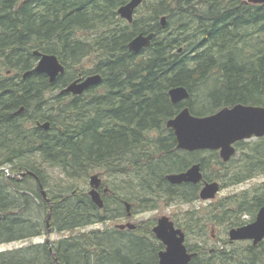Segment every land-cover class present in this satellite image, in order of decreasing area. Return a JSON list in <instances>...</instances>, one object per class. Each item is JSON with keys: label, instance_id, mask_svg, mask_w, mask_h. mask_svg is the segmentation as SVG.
Masks as SVG:
<instances>
[{"label": "trees", "instance_id": "obj_1", "mask_svg": "<svg viewBox=\"0 0 264 264\" xmlns=\"http://www.w3.org/2000/svg\"><path fill=\"white\" fill-rule=\"evenodd\" d=\"M128 1L0 0V168L12 166L8 172L0 171V238H25L35 230L37 222L29 218L31 198L21 191L32 181L42 201L37 218L42 213L48 217L51 211V226L58 232L125 215L128 199L114 185L104 182L115 194H102V209L82 189L95 172L104 177L115 173L132 177L145 207L162 194L172 200H197L199 184L178 186L166 175L185 170L195 161L201 162L207 180L226 174L223 169L208 176L207 157L190 161L188 155L203 151L179 149L167 121L185 106L196 115H207L238 103L264 105V4L156 0L149 6L151 17L128 22L118 13ZM162 14L168 16L164 28ZM141 32H157L151 47L139 53L130 51L129 42ZM35 50L56 54L65 64L64 74L55 82L44 73L32 72L24 78L36 67ZM86 58L94 68L66 78L67 68ZM92 73L102 74L103 82L82 95L60 92L48 100V91L61 90L79 75ZM178 85L191 93L186 102L171 100L169 90ZM202 85L206 86L205 101L198 109L191 98ZM21 107L24 111L18 112ZM37 121H50L51 128L45 130ZM155 132L160 136L152 137ZM257 141L250 151L243 148L231 182L264 172V137ZM244 142L237 143L238 151ZM204 152L224 167L238 153L224 162L218 151ZM47 167L61 170L62 176L52 186ZM27 170L34 171L46 189L50 187L51 203L43 197L35 177L12 174ZM259 194L251 197L244 192L241 208L249 210L245 204L256 210L263 206L264 186ZM16 210H21L20 215ZM196 213L186 214L182 226L188 234L204 235L207 228ZM213 213L217 220H224L234 211L221 204ZM29 227L34 228L29 231ZM126 231L92 229L78 237L72 234L60 240L59 246L53 243L54 253L49 244L41 243L29 255L24 251L10 257L0 253V264H118L135 258L150 263L154 255L149 242ZM260 258L264 259V253ZM251 260L249 264H261L256 255Z\"/></svg>", "mask_w": 264, "mask_h": 264}, {"label": "water", "instance_id": "obj_2", "mask_svg": "<svg viewBox=\"0 0 264 264\" xmlns=\"http://www.w3.org/2000/svg\"><path fill=\"white\" fill-rule=\"evenodd\" d=\"M142 2L143 0H129L118 9L120 16L132 22L135 10ZM244 3L264 4V0H244ZM166 22L167 16L163 15L161 24L166 25ZM155 34V32L139 33L129 42V50L139 53L143 49L151 47ZM34 54L39 57L37 65L33 70L27 71L24 74V78L32 72L44 73L49 76L51 83H53L60 75L64 74L66 66L58 55L41 50H35ZM102 82L103 76L100 73L81 76L72 80L62 92L82 95L89 88ZM169 95L173 103L186 102L191 97L189 89L184 85L172 87L169 90ZM23 111L24 107H21L18 112ZM38 126L49 130L51 122L38 121ZM167 127L174 129L178 148L188 151L219 150L223 160L229 161L236 153L235 143L237 141L264 136V105L238 103L207 115H196L189 106H185L175 117L167 121ZM26 175H31L37 179L43 196L51 202L40 177L34 171L27 170L21 173L20 178ZM167 179L174 184H182L184 182L198 184L204 182L200 190V197L203 200L215 199L221 190L219 181L205 180L200 162L193 163L184 171L169 173ZM102 182L103 179L100 173H94L90 176L91 189L89 194L93 202L100 208L105 205L104 198L99 191ZM126 205L127 209L130 210L131 203L126 202ZM129 214L131 215V212ZM51 217L50 212L47 217L48 243L51 242ZM116 226L120 229L127 227L136 228V224L132 222L120 223ZM154 232L166 245V249L160 252L159 264H188L195 255V253H190L187 249L185 232L181 228H177L174 221L168 216L164 215L159 218L157 225L154 227ZM230 238L232 240L254 239L255 244L263 240L264 205L259 209L255 221L232 228L230 230ZM134 264H142V262L139 261Z\"/></svg>", "mask_w": 264, "mask_h": 264}, {"label": "rangeland", "instance_id": "obj_3", "mask_svg": "<svg viewBox=\"0 0 264 264\" xmlns=\"http://www.w3.org/2000/svg\"><path fill=\"white\" fill-rule=\"evenodd\" d=\"M154 1L156 0H146L145 4L140 8L138 12L139 15L138 17L145 16L146 18H148V16L150 15L149 6ZM163 15L165 14H162L161 16ZM70 63L73 64L72 62ZM93 68L94 66L92 61L89 58H86L84 61H82V63L67 68L66 78H71L73 76H76V74L78 75L82 69L91 70ZM205 87H206L205 85L197 87L195 93L191 98L194 102V105L198 109L201 108L203 101H205L203 98L204 95L202 93L205 90ZM60 92H61L60 89L48 91V95H47L48 100L52 99ZM160 134H157L155 132L152 134V137L156 138L160 136ZM165 134H167V131H165ZM257 143H258L257 138L246 140L244 144L241 145V149H239L237 155L235 156V159L228 166L225 167L217 163V161H215L214 159V156L213 155L211 156L208 152L203 151L197 153L196 156L193 155L187 156L189 160L193 158L195 160L198 157H207L208 166L205 169V172L208 176L211 177L216 176L217 174L223 172L224 169L223 174L226 175H221L219 179L215 178V180L221 182L222 189L218 193L217 198L212 201H205L199 197L197 200L186 202L179 198L172 200L167 194L165 195L162 194L160 195L159 198H155V200L151 201L148 207H145L144 205H142V203H140V199H138L139 188L136 186V180H134L130 176L120 175L117 173L107 174L105 175V177L103 175L102 177L104 179V182L106 181L108 184H112L116 188H118V190H121V192H124L125 194L124 196L127 197L126 199H128L134 204L135 215H133L131 218L125 216L124 218L121 219H109L102 223H93L87 226L76 228L74 230L58 232L55 229H53L50 235L51 242H53L55 246H57L60 240L63 239L67 240L66 237L68 236L71 237L72 234L78 237L80 236L81 233L89 232L92 229H103L106 232H111L117 229L115 227L117 223L134 222L136 224L152 227L153 225H156L158 223L159 218L164 215L170 217V219L174 221L176 226H180L181 228H183L182 225L185 221V216H187L186 214H188L189 212L193 213L197 211L196 213L197 216L203 218V223L207 228V232L205 236L198 235V233H194V232L190 233L189 239H187L186 244H188L189 246H195L201 243L202 245H208L209 247L211 246L222 247L221 239H225L229 237L228 230H230L232 227L256 219L259 209L256 210L252 205H248V204H245V207H247L250 211L247 210L246 208L245 209L241 208V206L244 204L245 201V197L243 193L244 192L250 193L249 196L251 197L252 196L254 197L255 194H259V193L261 194L262 187L264 186V172L254 174L253 176L245 177L243 180L236 183L230 181V176L237 171L238 165L235 164L239 162L241 157L243 156L244 153L242 152L243 148L245 152L250 151L251 147L255 148ZM11 168H12L11 165H5L0 168V171L5 170L8 172L9 169ZM47 169L49 171V177L51 179L50 185L52 186L55 182L58 181V178L62 176L61 170L59 168H51V167H47ZM11 172L12 171H10V174ZM12 174L13 176L20 177V175H16L15 173ZM90 176L91 174L83 184L82 189L86 191H90L91 189ZM36 188L37 187L35 186V182L32 181L30 182V185L26 184L24 188L21 189V191H26L28 196L31 198L33 214L32 212H30V214H32V217L29 218L31 221H34L35 223L37 222V224L34 225L35 230L33 232H29L26 235H24L26 236L25 238H20V236H15V237L6 236L0 238V253L6 255L7 257L15 255L14 253H16V255H20V253L23 251L24 253H26V255L27 254L29 255V253H31V250L41 245L40 243L45 241V239L47 238L46 236L47 214L42 213L40 214V218H37L38 207L42 204V201L40 198L36 196L34 192ZM49 188L50 187H47V189ZM234 196L236 198L233 199ZM169 199H171V201H169ZM235 199L237 200V202H235ZM221 204L223 205L227 204V208L233 210L234 213L227 215V217L224 220H217L213 216L214 214L213 210L216 207V205H221ZM123 211L126 213L125 206ZM218 211L221 212L220 210ZM20 212L21 210H16L15 213L16 215H20ZM8 214H10V212ZM33 228L34 227H29L27 230L31 231ZM126 232L128 233L129 231ZM213 233L216 235L215 238L212 237ZM131 234H134V236H136V233H131ZM151 238L155 239L153 235H149L146 239L150 242V244H155V242ZM246 244L247 243L244 242V243H236L234 245L232 244L227 245L226 251L228 253V259L230 261H240L242 259L241 258L242 256H245L246 259H251L252 257L254 258V253H252L250 250L246 251V247H245ZM255 252L258 253L259 255L263 254L264 247L263 246L260 247Z\"/></svg>", "mask_w": 264, "mask_h": 264}, {"label": "flooded vegetation", "instance_id": "obj_4", "mask_svg": "<svg viewBox=\"0 0 264 264\" xmlns=\"http://www.w3.org/2000/svg\"><path fill=\"white\" fill-rule=\"evenodd\" d=\"M141 7L142 6L138 7L135 10V13H134V17L135 18L139 16L138 15V12H139V10H140ZM80 76H82V75H79V77ZM182 171H184V170H182ZM170 183H172V182H170ZM184 183H190V182H184ZM184 183H182V184L184 185ZM172 184H174V183H172ZM192 184H194V183H192ZM177 185L180 186L181 184H177ZM199 185H200V189H201L202 186H203V183H200ZM99 191L102 194L103 193H107V192H110V193H114L115 194V192H113L111 190L110 186H108L105 183H103L101 185V187L99 188ZM127 201H129V200H126L125 202H127ZM129 202L131 203L130 210L127 209V205L125 203L126 213H125V215H123L121 217H118V219L124 218L125 216L128 217V218H131L133 215H135V211H134V207L135 206H134V204L131 201H129ZM130 212H131V215L129 214ZM253 221L254 220H250V221H248V222H246L244 224L238 225V226H243V225L249 224V223H251ZM238 226H235V227H238ZM154 227H155V225H153L152 227L151 226L148 227V226H145V225L136 224V228H128V227L125 228V230H129V232L132 231L133 233H136L137 238H141V239H144L146 241H148L146 238L149 235H153L155 237L156 240L153 239V238H151L155 242V244H150V242L148 241L149 242V245L148 246H149V248H151V251H152V253L154 255V259H152L150 261V263L149 262L146 263L145 261H143L141 259L135 258L132 261L118 263V264H134V263L139 262V261L142 262V264H159V262H160V252L161 251H164L166 249V245L163 243V241L161 239H159L157 237L156 233L154 232ZM176 227L177 228H181L180 226H176ZM181 229L185 232V243H186L187 242V239H189L188 231L184 227L181 228ZM230 230H228L229 237H227L225 239H221V241H222V247H218V246H211V247H209L208 245H202L201 243L200 244H197L195 246H189L188 244H186L188 251L190 253H195V255L192 257V259L190 260V262L188 264H249V262L252 261V260L251 259H246L245 256H242L241 257L242 259L240 261H230L228 259V253L226 251V248H227L226 246L227 245H229V244L234 245L236 243H244V242L247 243L245 245L246 251L250 250L252 253H254V256L255 255L257 256V258H258V261L257 262H259L261 264H264V259H261L260 258V255L255 252L260 247H262V246L264 247V239L261 240L260 242L256 243V244L254 243V239H236V240H232L230 238ZM199 235H202V234H199ZM205 235L206 234H204L202 236H205ZM212 235H213L212 237H214V238L216 237V235L214 233ZM45 242L50 245V248L53 247L52 246L53 243H48L47 242V238L42 243L44 244Z\"/></svg>", "mask_w": 264, "mask_h": 264}, {"label": "bare ground", "instance_id": "obj_5", "mask_svg": "<svg viewBox=\"0 0 264 264\" xmlns=\"http://www.w3.org/2000/svg\"><path fill=\"white\" fill-rule=\"evenodd\" d=\"M6 2V1H5ZM36 2V1H35ZM102 3V2H101ZM65 4V3H64ZM73 4V3H72ZM106 5V4H105ZM1 8V7H0ZM19 9V8H18ZM77 11V10H76ZM14 14V13H13ZM87 14V13H86ZM101 15V14H100ZM97 16V15H96ZM70 19V18H69ZM167 19H168V16H167ZM225 19V18H224ZM109 20V19H108ZM239 22V21H238ZM161 24V23H160ZM166 24H167V22H166ZM158 25V24H157ZM54 26V25H53ZM161 26L162 27H166V25H162L161 24ZM215 27V26H214ZM154 30V29H153ZM155 31V30H154ZM155 33H157V32H155ZM100 34V33H99ZM155 36H156V34H155ZM75 44V43H74ZM193 46V45H192ZM79 50V49H78ZM106 54V53H105ZM79 57V56H78ZM17 60V59H16ZM75 60V59H74ZM106 64V63H105ZM102 71V70H101ZM76 72V71H75ZM63 89H61V91H62ZM47 111V110H46ZM54 115V114H53ZM96 116V115H95ZM79 117V116H78ZM60 118V117H59ZM90 118H91V116H90ZM92 120V119H91ZM92 126V125H91ZM90 128V127H89ZM12 131V130H11ZM112 131V130H111ZM30 132V131H29ZM32 137V136H31ZM40 144V143H39ZM42 193V192H41ZM48 193V192H47ZM43 195V194H42ZM44 197V196H43ZM19 198V197H18ZM45 198V197H44ZM43 198V199H44ZM16 199V198H15ZM46 199V198H45ZM11 201V200H10ZM123 204V203H122ZM14 209V208H13ZM53 226V225H52ZM32 235V234H31ZM47 236V235H46ZM44 242V241H43ZM46 243V242H45ZM53 243V242H52ZM41 244V243H40ZM34 245V244H33ZM55 245V244H54ZM53 246V245H52Z\"/></svg>", "mask_w": 264, "mask_h": 264}]
</instances>
